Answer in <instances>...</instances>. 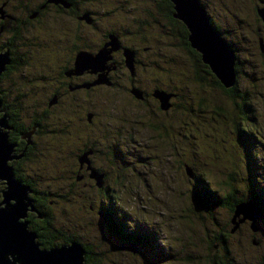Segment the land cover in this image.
Segmentation results:
<instances>
[{
    "label": "rangeland",
    "instance_id": "374dc122",
    "mask_svg": "<svg viewBox=\"0 0 264 264\" xmlns=\"http://www.w3.org/2000/svg\"><path fill=\"white\" fill-rule=\"evenodd\" d=\"M49 1L54 5L55 0ZM259 1L201 0L215 31L226 35L240 49L238 56L243 62L235 88L231 87L233 95L216 83L218 76L204 63L199 51L196 50L200 59L190 55L182 40L180 43L166 38L164 49L170 54L175 52L179 59L174 63L150 59L140 68L146 87L153 90L146 102L142 100L143 91L131 86L125 66L110 70L111 80L99 72L83 90L65 93L64 110V105L50 107L47 103L54 88L51 80L32 90L33 95L24 97L27 111L36 113L46 123L36 140L38 157L32 159V183L37 192L44 190L61 196L57 204L49 205L51 221L59 228L64 226L63 233L72 231L83 244L88 242L91 252L85 255L84 264H260L264 260L262 217L257 219V231H252V221L248 219L233 232L232 217L241 201L232 214L227 204L213 201L215 205L210 208L200 204L196 195L197 188L201 196L219 201L221 196L233 192L237 199L249 202L246 199H252L255 192L264 204V52L254 34L264 22V2ZM12 5L13 0L9 5L0 0V24L12 23L14 28L17 21L10 22L8 16ZM12 13L16 18H25L23 12ZM44 22L23 24V40L30 42L32 35L41 34L40 43L58 45L59 34L51 31L56 32L59 25L51 20ZM76 25V21L68 24L70 39ZM242 34L251 41L245 42ZM17 52L16 47L19 55ZM0 54H4L1 61L6 62L4 73L12 58L9 51ZM88 61L86 55L77 57L70 74L89 70L85 67ZM35 64L38 63L30 60L26 71L17 68L19 65L9 68L17 92L27 89L23 73ZM102 66V61L96 65ZM41 68L50 72V67ZM161 84L170 87L165 91L169 95L167 109L161 108L160 100L154 97L153 87H164ZM173 91L177 95H172ZM70 95L85 107L84 115L76 117L82 130L74 125V114L78 113H70L67 107L68 102L72 104ZM173 96L176 97L172 101ZM3 105L2 115L7 111ZM64 125H69V133L61 132ZM88 136L95 143L92 142L91 150L81 153L79 146L85 140L76 138ZM86 152L90 164L82 162ZM12 162L9 161L11 165ZM89 166L104 170L102 185L90 176ZM3 187L0 181V200ZM31 189L30 196L34 192ZM102 197L107 203L101 202ZM100 203L121 214L114 216L120 224L115 225L119 231L128 227L135 232L136 240L127 245L121 242L128 247L113 239L111 230L100 222ZM37 216L30 214L39 220ZM26 220L27 217L21 219ZM104 236L107 240L102 239ZM132 243L139 251L129 248ZM229 247L232 252L226 253Z\"/></svg>",
    "mask_w": 264,
    "mask_h": 264
},
{
    "label": "flooded vegetation",
    "instance_id": "af4514ba",
    "mask_svg": "<svg viewBox=\"0 0 264 264\" xmlns=\"http://www.w3.org/2000/svg\"><path fill=\"white\" fill-rule=\"evenodd\" d=\"M3 1L4 3L6 2L7 5L10 4V0ZM261 1L264 2V0ZM27 2H25V0H13V5L11 6L12 11L18 13L23 12L25 17L24 19L16 18L11 11V13H9L10 15H8L9 18H11L10 22L17 21V25L14 26V28L12 23L5 24L2 21L0 24V53L9 51L12 58L11 64L7 66L4 73L0 75V98L4 103L3 108L7 109L8 115L9 107L19 109L17 121H13L11 119L12 116L9 115V124L11 126L9 129V139L16 145L15 154L21 155L20 158L13 160L12 165H14L15 169L21 168L24 172L26 170V173H32L34 170L32 168L29 169L27 159L28 156L33 154V152H35L34 155L38 157L36 140L44 132L46 123L44 124V121L41 122L40 119L37 121L35 119L36 113L27 111L24 97L33 95L32 90L41 88L40 84H44L46 81L50 84L51 80V84H53L54 88L47 103L50 104V107L51 105H59V107L64 105V110L67 102H64L63 100V95L65 93L69 92L72 94L78 90H83L84 85L97 78L98 74H100L99 72H104L106 78L111 80V77L109 76L110 70L114 69L117 71L118 68L122 69V66H125V68L129 69L128 76L129 79H131V86L138 87L143 91L144 98L142 97V100L146 102V98L153 90L146 87V81L142 78L143 74L140 72V68L150 59H158V61H163L165 63L177 62L179 56H176L175 52L170 54V50L164 49V45H167L168 43H166V38L171 39L172 41L175 40L176 42L182 40V44H184L183 46L185 47L188 32L182 22L174 17V5L171 0H55L53 1L54 5L51 4L52 1L50 2L49 0H27ZM171 6H173V12H171ZM2 16H4V14ZM43 18L45 21H55L56 25H59L56 28V32L53 30L51 31L52 33L59 34V44L56 43L58 45L54 46L53 42L40 43L41 39L38 38L41 37V34H39V36L38 34L32 35V41L30 42L23 40V37L20 34L22 33L23 24L34 26V24L38 22H44ZM23 21L25 23H23ZM71 21L77 22L72 39L67 36L68 24H70ZM61 24H63V26ZM262 24L263 27H257L254 34L258 38V43H261V52H264V22ZM242 35L245 42L251 41L247 35ZM55 36L53 37L55 38ZM224 37L228 40L226 35H224ZM228 42L236 52V70L238 75L241 73V64L243 62L238 56L240 49L237 48L233 41L231 42L228 40ZM16 47L18 48L19 52L17 53H19V55L16 54ZM126 50H130L133 54L134 71H131L126 64ZM80 53H87L92 56L101 53L99 60L103 62L102 68L97 71L89 69L82 73L70 74L75 67L77 57ZM15 54L17 55V60L13 59L15 58ZM30 60L35 61L38 64H35L36 66L32 65L30 68V70L33 69V72L28 70L23 73V75H25L23 83H26L27 89L17 92L14 80L9 77L11 74L9 68L19 65L17 68H21V71H26ZM38 65H41L42 67H50V72L43 71V68ZM34 70L36 71L34 72ZM209 74L212 75V73ZM13 85L14 87H12ZM162 86L164 87L154 86L153 89L163 92L170 89L167 85ZM171 93H173L172 95H177L174 91ZM71 97L72 104L69 105L68 102L67 107L69 108L70 113H78L77 115L74 114L76 121V117H78L79 114L84 115L85 107L77 103L78 101L76 97ZM174 97L176 96H173L172 101ZM7 103L10 105H7ZM1 115L2 113H0V117ZM67 118L68 115L66 119ZM34 121H37V123L32 124ZM74 125L79 126L78 130H82L77 121ZM67 126L69 125H64L61 132L69 133V128ZM66 129H68V131H66ZM71 129L72 131H76V129ZM77 140H85L81 141V145L79 146L81 147L80 151L82 150L83 152L91 150L94 145L92 142L95 143V140L92 141L93 138L91 136H88V138L77 137L76 141ZM77 151H79V148ZM93 167L99 172L104 173V170L99 166ZM86 176H88V173H86ZM20 181H24V183L30 185L31 188L33 187L34 192L31 197L34 198L33 204L35 210L29 212L27 219L29 221V229L36 234V240L42 238L48 242V238H51L50 240L52 243H55L54 245L52 244L51 248L62 244H70L73 241H76L83 246L88 243L83 244L79 241V237L76 235L74 236L72 231L69 234H72L71 238L74 239H71V242H67L64 237L67 236V233L66 231L63 233V230L61 229L64 226L59 228L54 225L51 220L47 223H43L45 218L48 217V214L50 215V210L45 211L46 207H48L45 202L47 196L53 197L50 204H57L58 201H60L61 196L45 192L42 195L41 191L37 192L34 188L32 181L27 182V180L24 179H20ZM3 188H1V190ZM103 200L104 198H102L101 202H103ZM246 200L251 201L252 199L248 198ZM238 201H243V199L240 198ZM40 208L45 211V214H40L43 217H40L39 215V220L30 217V214L38 213V209ZM107 208L109 207L107 206ZM262 219L264 220L263 215ZM247 221L248 220L245 222ZM258 222L259 221L256 223ZM46 224L47 227L52 230V233L47 237L43 234ZM119 235L124 238L128 237L126 240H124V238L123 240L118 239L120 245H122L121 242L123 241L128 243L129 241L136 240L137 237L135 232L131 231L128 227H125L124 231L122 230ZM62 237L65 239L63 243L56 244L57 242L62 241ZM104 238L105 236L102 239L107 240ZM40 244L41 248L47 249L42 247V243ZM86 247L84 246L85 250ZM260 262L262 263L264 260Z\"/></svg>",
    "mask_w": 264,
    "mask_h": 264
},
{
    "label": "water",
    "instance_id": "95a60500",
    "mask_svg": "<svg viewBox=\"0 0 264 264\" xmlns=\"http://www.w3.org/2000/svg\"><path fill=\"white\" fill-rule=\"evenodd\" d=\"M171 1L174 4V17L182 20L189 30L188 40L191 47L201 53L202 60L218 76L223 86L227 89L234 87L237 77L236 52L225 37L215 31L207 15L208 11L206 7L202 6L201 0ZM261 15L264 19V11ZM125 52L126 64L131 71H134L133 54L130 50ZM3 55L0 54L1 59ZM82 55L83 57L86 55L90 60L87 62L89 65L87 64L88 66L85 67L92 71L101 69L96 67L99 64L101 53L96 56L80 53L78 57ZM1 59L0 65L3 62ZM5 64L6 62H3V69L0 68V75ZM79 65H77L78 68H80ZM137 96L141 95L137 93ZM155 96L160 100L161 108L167 109L169 95L157 90ZM2 103L0 98V113L2 112ZM8 122L7 111H4L0 117V181L5 186L1 190L2 199L0 200V264H84L86 250L83 245L73 241L56 248L39 250L40 246L38 248L37 243L33 242L36 234L29 229V221H21V219H26L29 210H35L34 200L30 196V192H32L30 185L15 178L13 166L9 163L10 160L18 159L21 155L14 154L16 145L9 141L8 129H10V125ZM88 154L89 152H86L81 157L83 163L90 164ZM88 168L91 171L90 176L95 178L99 185H102L104 174L94 167L89 166ZM189 174L191 175L192 172ZM258 205L253 201H241L236 205V214L232 217L233 231L248 219L252 221H250L252 231H257V219L262 217ZM40 217L43 216L40 215ZM238 217L240 218L237 219ZM132 246L134 251H139L136 245Z\"/></svg>",
    "mask_w": 264,
    "mask_h": 264
},
{
    "label": "trees",
    "instance_id": "16d2710c",
    "mask_svg": "<svg viewBox=\"0 0 264 264\" xmlns=\"http://www.w3.org/2000/svg\"><path fill=\"white\" fill-rule=\"evenodd\" d=\"M172 5V4H171ZM170 7V6H169ZM171 12H173V6H171ZM188 32V31H187ZM186 45H187V47H188V50L190 51V55L192 54L194 57H196V58H198V59H200V55H199V53L196 51V50H194L192 47H191V44H190V41L188 40V38H187V42H186ZM185 45V46H186ZM204 65V64H203ZM207 69H209V67L208 66H206V65H204ZM240 66V65H239ZM208 73H211V71H210V69L208 70ZM199 74H200V72L198 71L197 72V77L199 76ZM216 83L220 86V87H222L226 92L227 91H229L230 93H231V95H233V93H232V90H233V88H235V86L233 87V88H230V89H226V87L225 86H223L221 83H220V81H216ZM243 100H245V97H244V99ZM6 102H8V101H6ZM244 103H246V101H244ZM9 103H7V105H8ZM11 104H12V102H11ZM10 105V104H9ZM18 112H19V109H17V108H15V107H9V115H11L12 116V120L13 121H17L18 120ZM35 119L37 120V121H39L38 119V117H35ZM37 121H34L32 124H34V123H37ZM35 152H33V154L31 155V156H28V159H27V165L29 166V169L30 168H32L33 166L31 165L32 163H31V161H32V159H34V157H35ZM28 163H30V164H28ZM15 164V163H14ZM20 167V166H19ZM23 167H24V164H23ZM13 171H14V175H15V178L18 180V181H20V179H24V180H27V182L29 181H32L31 180V177H32V173H26V170H25V172L23 171V170H21V168H17V169H15V167H14V165H13ZM32 174V175H31ZM21 182V181H20ZM22 183H24V181L22 182ZM24 184H26V183H24ZM204 187H206V186H204ZM45 191L44 190H41V193H42V195H43V193H44ZM45 193H48V192H45ZM198 193V194H197ZM232 193V194H231ZM196 195H197V200L199 201V203L201 204H203V205H205V206H210V208L211 207H213V205H215L214 203H220V204H227V206L229 207V209L232 211V214H233V211H234V208H235V205H236V203H238L239 201V199H237L236 197H235V194H233V192H228V194L226 195V197L225 196H221V200H217L215 197L214 198H210V197H206V196H204V195H200V191L196 188ZM256 195H258L257 197H259V194H257V193H255L254 192V195L252 196V200H254V201H256L259 205H260V207L262 208V211L264 212V204H263V202L261 201V200H259V198H257L256 197ZM103 198V197H102ZM237 199V200H236ZM51 200H53V197H49V196H47V198H46V200H45V202H46V204L48 205V207H46V209H45V211H49L50 210V201ZM213 201H214V203H213ZM104 202H105V200H104ZM107 203V202H106ZM99 209H97L98 210V215H99V217H100V222L104 225V223H105V226H106V228L107 229H110L111 230V232H109V235L111 236V237H113V239L115 238V239H120V237H119V234H120V232L123 230L124 231V229H125V227L124 228H122V230H118L116 227H115V225H120L119 223H117L116 221H115V218H114V216H118V214L119 215H121L120 213H118L117 211V209H114L115 211H113V210H109V208H107V204H105V203H100L99 204ZM114 208V207H113ZM45 211L42 209V208H40V209H38V213L39 214H45ZM100 212H102V214L100 213ZM100 214H101V216H100ZM264 214V213H263ZM49 220H52V218H51V210H50V215L48 214V217H46L45 218V221L43 222V223H47ZM98 223H99V220H98ZM114 225V227L115 228H113L111 225ZM41 226V225H40ZM46 226V228L44 229V231H43V234H44V236H49L51 233H52V230L49 228V227H47V224L45 225ZM119 227V226H118ZM65 238H66V240L65 239H63V237L61 238L62 239V241L61 242H57L56 244H62L63 243V241L65 240V241H67V242H69L71 239H74V238H71L72 237V234H67V236H64ZM51 238H48V242H47V240H45V239H38V241L40 242V243H42V247H44V248H51V246H52V244L54 245L55 243L53 242L52 243V241L50 240ZM71 242V241H70ZM124 242V241H123ZM131 242V241H130ZM124 243H126V245L127 244H130L129 242L127 243L126 241L124 242ZM63 245V244H62ZM61 246V245H60ZM85 247L87 246V244H85L84 245ZM126 247H128V246H126ZM227 247V246H226ZM232 252V249L229 247V251L227 250V248H226V253H228V252ZM86 252H87V254L88 253H90L91 252V250H90V248L87 246L86 247ZM224 252H225V249H224ZM225 254V253H224ZM148 256L146 255L145 256V258H147Z\"/></svg>",
    "mask_w": 264,
    "mask_h": 264
},
{
    "label": "bare ground",
    "instance_id": "6f19581e",
    "mask_svg": "<svg viewBox=\"0 0 264 264\" xmlns=\"http://www.w3.org/2000/svg\"><path fill=\"white\" fill-rule=\"evenodd\" d=\"M220 33V32H219ZM221 34V33H220ZM222 35V34H221ZM259 206V209H260V211H261V214L264 216V214L262 213L263 211L261 210V207H260V205H258ZM33 242L34 243H37V245H38V248H39V246L41 245L39 242H37L36 241V238L35 239H33ZM135 243H132L131 245H129V248H134L132 245H134ZM123 245V247H125L126 245H124V244H122ZM136 245V244H135ZM53 248H56V246H53ZM41 248H39V250H40ZM41 250H43V249H41Z\"/></svg>",
    "mask_w": 264,
    "mask_h": 264
}]
</instances>
